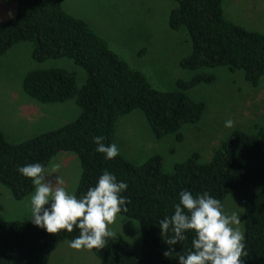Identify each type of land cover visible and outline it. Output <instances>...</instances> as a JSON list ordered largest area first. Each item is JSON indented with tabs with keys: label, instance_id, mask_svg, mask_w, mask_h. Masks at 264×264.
Returning <instances> with one entry per match:
<instances>
[{
	"label": "trees",
	"instance_id": "obj_1",
	"mask_svg": "<svg viewBox=\"0 0 264 264\" xmlns=\"http://www.w3.org/2000/svg\"><path fill=\"white\" fill-rule=\"evenodd\" d=\"M15 12L0 24V56L18 42H31L32 58L44 61L66 57L85 72V82L75 83L74 72L60 68L29 71L23 78V90L43 103L73 99L80 108L72 121L19 143L7 141L0 131V184L15 199L34 190L30 178L18 172L20 166L40 163L45 166L59 152L75 153L81 174L75 191L78 197L95 186L104 170L128 187L127 211L119 214L136 219L141 227L140 253L118 237L101 249H90L100 264H179L178 257H165L169 248L186 253L192 248L193 231L175 245L165 241L171 231L161 236L159 222L174 214L182 190L194 196L208 192L222 202L233 194L242 203L244 245L243 264H264V125L254 133L233 130L214 149L211 159L199 162L194 152L173 164L172 172L162 170V156L154 154L141 164H134L120 153L113 159L96 151L93 137L103 136V143H115V124L121 115L141 110L154 136L173 134L182 139L181 127L197 122L204 103L191 99L186 90L212 82L210 74H196L189 80H177L176 90L154 89L145 76L130 67L113 52L104 38L83 19L67 13L60 0H14ZM168 25L184 27L191 41V53L179 61L180 67L226 66L242 69L244 77L257 85L264 75V34L247 30L227 19L222 0H174ZM48 207V205H45ZM31 216L25 220L0 222V264H48L51 253L63 240L78 237L79 229L50 234L36 226Z\"/></svg>",
	"mask_w": 264,
	"mask_h": 264
},
{
	"label": "rangeland",
	"instance_id": "obj_2",
	"mask_svg": "<svg viewBox=\"0 0 264 264\" xmlns=\"http://www.w3.org/2000/svg\"><path fill=\"white\" fill-rule=\"evenodd\" d=\"M60 2L64 9L83 19L104 38L109 48L130 67L140 71L156 90H176L177 80H189L196 74L213 76L212 82H202L186 90L191 99L204 103V111L197 122L181 127V140H176L173 134L156 138L138 109L117 119V146L131 159L130 162L141 164L153 154H159L163 160L162 170L169 173L175 162L196 152L199 162L206 163L231 131L238 129L254 133L257 126L264 125V75L254 85L245 79L242 69L215 66L189 70L180 67L179 61L191 53L192 47L184 27L174 30L168 25L170 11L176 6L174 0ZM222 10L230 21L264 34V0H222ZM32 48V43L25 41L0 56V129L12 143L55 129L74 120L80 113L73 100L62 103L30 101L22 88V81L31 70L60 68L74 72L78 87L85 82L84 70L71 59L60 57L36 61L31 55ZM32 103L43 107L41 115L28 116V107ZM229 119L234 122L231 128L225 126ZM57 156L44 166L46 171L53 163H65L62 159L67 156ZM67 163L69 165L65 169L61 166L57 175L63 180V186L73 193L81 168L77 158ZM34 192L35 187L26 197L15 199L0 184V222L25 220L31 216L30 197ZM221 204L226 214H239L243 230L241 201L233 194H227ZM109 228L117 233L116 237L127 241L135 253H140L142 232L136 219L118 213ZM48 264H100V260L90 249H74L69 240L63 239L51 253Z\"/></svg>",
	"mask_w": 264,
	"mask_h": 264
},
{
	"label": "clouds",
	"instance_id": "obj_3",
	"mask_svg": "<svg viewBox=\"0 0 264 264\" xmlns=\"http://www.w3.org/2000/svg\"><path fill=\"white\" fill-rule=\"evenodd\" d=\"M233 123L229 119L225 126L231 128ZM93 140L98 145L96 151L105 154L107 159L119 154L115 143H103V136L93 137ZM60 168V163H53L46 171L42 164L32 163L17 169L35 186L30 197L32 223L50 234H59L62 230L71 233L78 228V237L70 241V247L74 249L104 248L108 240L117 235L109 225L115 223L118 213L127 211V200L121 195L127 189V183L118 182L112 173L104 170L95 186L78 197L63 186V180L57 175ZM222 209L221 201L208 192L194 196L182 190L174 214L159 222L161 236L169 231L173 233L165 241L168 245L185 240L187 231H193L195 238L186 253H175L169 248L163 255L169 258L175 255L179 264H243L241 257L247 253L239 214L229 215Z\"/></svg>",
	"mask_w": 264,
	"mask_h": 264
},
{
	"label": "crops",
	"instance_id": "obj_4",
	"mask_svg": "<svg viewBox=\"0 0 264 264\" xmlns=\"http://www.w3.org/2000/svg\"><path fill=\"white\" fill-rule=\"evenodd\" d=\"M61 6H62V3H61ZM62 8L64 9V7L62 6ZM15 10H16V3H13L11 0H0V24L2 23V22H4L6 19H8L14 12H15ZM67 13H69V14H71L70 12H68L66 9H64ZM71 15H73V16H76V15H74V14H71ZM78 17V16H77ZM18 43H21V42H18ZM18 43H16V44H18ZM15 45V44H14ZM13 45V46H14ZM12 46V47H13ZM11 49V48H10ZM10 49H8V50H10ZM7 50V51H8ZM32 52V51H31ZM26 93V92H25ZM27 94V93H26ZM27 96H29V98L31 99L30 101H38V100H36L35 98H33L32 96H30V95H28L27 94ZM68 100H73V99H68ZM66 101V100H65ZM65 101H63V102H65ZM74 101V100H73ZM43 103V102H42ZM57 103H62V102H57ZM74 103H75V101H74ZM27 105H29V104H27ZM75 105H76V103H75ZM77 106V105H76ZM28 116H38V115H41V111H42V109H43V107H38V103H32L29 107H28ZM144 116V115H143ZM145 118V117H144ZM117 122V121H116ZM0 131L2 132V134L4 135V137H5V139H6V136H5V134L3 133V131L0 129ZM117 136L115 135V144L117 145ZM7 140V139H6ZM12 143V142H11ZM19 143V142H18ZM61 153V152H60ZM60 153H57V154H55L54 155V157H59V156H57V155H62V156H67V157H65L64 159H62L65 163H61V166L65 169L69 164L67 163V162H69V161H71V160H74V159H78V161H79V163H80V160H79V158H78V156L75 154V153H73V154H70V155H66V154H60ZM70 153H72V152H70ZM119 153L123 156L124 154H122L121 152H120V150H119ZM154 155V154H153ZM125 156V155H124ZM123 156V157H124ZM125 159H127L128 161H131V159L129 158V157H124ZM80 168H81V164H80ZM80 174H81V171H80ZM79 178H80V176H79ZM78 182H79V179H78V181H77V183H76V186H75V189H76V187H77V184H78ZM66 185H67V183H66ZM71 186V185H70ZM72 186H73V180H72ZM75 189H74V191H75ZM73 191V192H74ZM33 192V191H32ZM70 241V240H69ZM59 244V243H58ZM57 247V246H56ZM56 249V248H55ZM54 249V250H55Z\"/></svg>",
	"mask_w": 264,
	"mask_h": 264
}]
</instances>
